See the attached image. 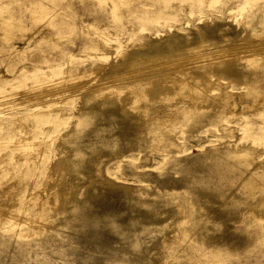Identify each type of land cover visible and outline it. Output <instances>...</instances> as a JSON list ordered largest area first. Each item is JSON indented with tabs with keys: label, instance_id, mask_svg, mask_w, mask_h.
<instances>
[{
	"label": "rangeland",
	"instance_id": "rangeland-1",
	"mask_svg": "<svg viewBox=\"0 0 264 264\" xmlns=\"http://www.w3.org/2000/svg\"><path fill=\"white\" fill-rule=\"evenodd\" d=\"M0 264H264V0H0Z\"/></svg>",
	"mask_w": 264,
	"mask_h": 264
},
{
	"label": "bare ground",
	"instance_id": "bare-ground-1",
	"mask_svg": "<svg viewBox=\"0 0 264 264\" xmlns=\"http://www.w3.org/2000/svg\"><path fill=\"white\" fill-rule=\"evenodd\" d=\"M206 38H207V35L205 36V33H204V37L202 38V40H201V42L203 41V40H206ZM181 41L180 40H178V38H175V39H172V41H169L168 42V47L169 48H175L176 46H180V43ZM129 130H130V127H129V125L128 124H124L123 126H122V132H123V134H125V135H127L128 134V132H129ZM158 136H156V138H157ZM232 155H234V156H238V155H240V156H245L246 155V152H242V151H240V152H238V153H234V154H232ZM100 156V155H99ZM68 161V160H67ZM66 161V162H67ZM75 161V160H74ZM67 166H68V168L71 170V172H72V174H73V176H74V179L75 178H78L79 176H85L86 175V172H85V170H87V169H83V167H78L79 165H78V163H76V162H67ZM88 171V170H87ZM90 172V170L88 171V173ZM87 176V175H86ZM80 181V180H79ZM98 186V185H97ZM97 186H95L94 187V185L92 186L93 188H91L90 190H87V191H85L84 192V194H86L85 195V197H86V199H92L93 197V195L95 194V196H94V198L95 197H100V196H102L103 195V193H105V192H109V190L108 189H104V188H102V186L101 185H99V187H97ZM81 189V188H80ZM95 192V193H94ZM79 197H81V196H79ZM75 198V197H72V200H71V207H69L68 208V210L69 211H74V209H75V207L77 206L78 207V205L79 204H81L80 202H82L84 199H82V198ZM82 199V200H81ZM97 199V198H96ZM95 199V200H96ZM59 215V214H58ZM61 221V223H62V226L64 227V228H66L67 226H69V222L67 221V220H60ZM248 237H250V236H246L245 235V238H248Z\"/></svg>",
	"mask_w": 264,
	"mask_h": 264
}]
</instances>
